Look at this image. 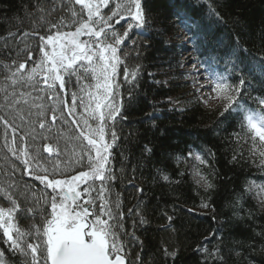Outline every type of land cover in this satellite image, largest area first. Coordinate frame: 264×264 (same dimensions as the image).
<instances>
[{
	"label": "trees",
	"instance_id": "16d2710c",
	"mask_svg": "<svg viewBox=\"0 0 264 264\" xmlns=\"http://www.w3.org/2000/svg\"><path fill=\"white\" fill-rule=\"evenodd\" d=\"M143 3L149 23L142 30L144 34L133 29L121 53L122 57L124 52L129 53L126 63L130 69L136 65L141 69L132 91L134 99H128L131 86H121L119 103L123 104V114L115 122L118 140L111 160L116 178L105 195L115 217L109 220L113 231L118 235L130 234L121 237L126 243L123 253L126 264H264V203H260L253 186L264 190V166L258 155L264 146L257 141L254 159L247 128L241 130L244 115L262 114L264 110V105L259 104V99L264 98L261 67L264 0H143ZM71 9L79 12L80 6L74 0H0V115L7 116L17 128L13 133L0 122V206H10L2 190H11L22 207H33L39 200L40 206L50 211L44 200L51 199V189H45L34 176L44 174L45 168L50 173L54 164L80 156L67 158L64 146H58L60 139L54 135L70 132L78 136L76 126L70 122L73 117L63 108L64 102L71 104L73 91L80 94L76 78L72 77L66 94L61 92L57 99L51 100L47 96H55L58 85L52 93L45 90L37 95L33 88L22 85L13 88L11 81L5 79L20 63H25L26 69L35 67L41 55L39 37L50 34L51 25L62 22L65 25L62 31L75 30L78 25L72 23ZM211 9L221 19L211 14ZM109 11L106 9L105 14ZM127 23L121 21L115 25L116 30L122 34ZM180 28L188 33L195 57L207 52L201 61H215L219 64L216 71L227 83L233 89L241 87L239 94L231 92L237 98L235 107L223 117L221 112L227 101L222 99L213 107L207 106L181 69L178 50L182 45L176 40ZM133 39L140 45L139 58L138 52L131 50ZM219 46L221 49L217 51ZM28 53H32V60L28 59ZM239 61H243L241 67L247 65L251 71L245 70L242 75L234 72L232 65ZM122 69L123 65L118 69L120 81ZM241 79L246 81L243 86ZM92 83L91 78L81 81L85 88ZM13 92L20 100L18 112L6 107L5 96ZM29 100H38L43 106L35 112L26 105ZM53 107L57 109L56 123L51 122ZM61 110L70 124L69 130L65 121L59 119ZM38 111L44 112L45 130L39 128ZM74 116L82 125L81 117L75 113ZM106 139L110 141V130ZM44 144L59 147L60 155L43 151ZM10 147H27L33 156L39 153V167L30 163L32 174H27L22 163L24 157L17 159ZM190 151L200 153L207 164L200 165L188 157ZM81 170L86 168L79 164L60 163L59 167L64 175H75ZM196 172L214 187L206 191L203 181L197 184ZM64 175L55 178L62 179ZM164 175L170 179L165 181ZM130 181L136 187L130 186ZM90 187L99 188L100 184L97 181ZM137 187L143 192H137ZM95 197L96 192L92 191L84 198ZM205 202L208 207L202 206ZM100 203L95 200L90 204L92 212L109 219L101 214ZM129 209H134L132 215L128 214ZM119 213L124 214L122 220ZM34 222L31 215L17 219L22 229ZM133 233L135 239H131ZM6 239L0 230V251H6V264H22L23 258L10 252ZM171 253H176L175 257Z\"/></svg>",
	"mask_w": 264,
	"mask_h": 264
},
{
	"label": "snow or ice",
	"instance_id": "6c2138e0",
	"mask_svg": "<svg viewBox=\"0 0 264 264\" xmlns=\"http://www.w3.org/2000/svg\"><path fill=\"white\" fill-rule=\"evenodd\" d=\"M75 5L80 6L79 12L71 9L72 23L78 25L74 31H62L65 25H51L50 34L40 36V57L35 67L29 71L25 63H20L16 71L10 76L5 77L11 81V86L15 88L21 82L31 83L34 91L39 95L40 91L52 93L59 90L56 95H48V99H57L61 92L67 93V88L72 82V77H76V84L79 86V95L76 91L71 93V104L64 102L63 108L67 109L70 121L76 126L78 131L77 140L83 145L80 149L78 159H70L67 162L60 161L53 165L52 171L44 169V174H36L34 179L45 185V189H51V199H45L44 205H50V211L47 207L40 206L37 200L33 207H22L14 199L15 192L11 190H2V195L9 202V207L0 206V230L3 237H6V243L9 244V250L12 254L23 258L22 264H126L124 253L126 243L121 237H129L130 234L124 232L120 235L113 231L110 219H115L110 202L105 198L106 193L111 190V182L115 176L111 170L112 150L117 143L118 137L115 131V122L122 116L123 104L117 103V97L120 95L122 84L130 85L129 101L134 99L132 91L137 85L140 65L135 68H129L126 61L128 52L121 53L127 41L131 39L130 33L133 29L141 31L149 23L147 12L143 0H74ZM114 4V7L112 5ZM110 9V14H105V10ZM211 14L219 20L221 17L214 9ZM127 20V27L121 34L115 28V25L121 24V21ZM182 22V21H181ZM55 31H52V30ZM191 31V29H189ZM13 35L12 33L8 34ZM27 35V34H25ZM86 37V39H81ZM238 39V38H237ZM140 45L136 40L131 41V50L138 52ZM246 51V49L241 50ZM139 58V52L138 57ZM28 59L32 60V53H28ZM15 63V62H13ZM243 61L234 62L232 65L234 72H240L241 75L248 69L247 65L241 67ZM123 65V81L118 79L120 73L118 69ZM264 70V60L261 62ZM207 71V68L205 69ZM42 74L43 88L40 87L41 79H37ZM95 81L89 84L87 88L81 85L82 80L88 78ZM213 92L219 96L221 91L224 93L223 99L227 101L224 105L225 113L230 112L235 107L236 96L231 95L232 91L239 94L241 87L233 89L226 81V78L219 74L209 73ZM246 83L244 79L240 80V85ZM219 90V91H218ZM23 95V93H21ZM122 99V98H121ZM6 107L13 111H20L19 97L13 92L5 96ZM259 104L264 105V98L259 99ZM40 109L41 105H36ZM78 109H83L81 119L75 118L74 113ZM53 115L51 122L56 123L58 117L55 115L57 109H51ZM31 115V112L29 113ZM239 114V113H238ZM40 130H45L47 124L44 118V112H37ZM13 122L15 117L12 118ZM23 121L24 117L21 115ZM59 119L68 121L63 116ZM92 121V123H90ZM112 121V124L108 122ZM0 122L10 127L15 133L17 128L10 123L5 115H0ZM247 128L246 135L250 136L252 142L253 158L257 155V141L264 146V110L258 117L255 114L244 115L241 121V130ZM110 130V141L106 135ZM239 138V134H237ZM24 138L22 137L21 140ZM15 143V137L13 138ZM86 141V145L83 144ZM13 156L17 159L24 157L22 163L25 165L24 171L31 175L30 163H37L39 167V153L33 156L27 147L12 149ZM145 150L151 152V149L145 146ZM43 151L52 155L54 152L60 155V149L55 150L50 144L43 145ZM258 155L262 157L260 163L264 166V151H259ZM188 157L198 161L200 165L207 164V161L200 153L189 152ZM86 158V162H85ZM186 159V158H185ZM237 156H233V161ZM60 163L79 164L86 170L77 171L75 175H64L59 171ZM159 171V169H158ZM135 172V169H133ZM58 175H64V178H55ZM199 176V172L194 173ZM165 181L170 178L163 176ZM99 182V188H91L90 184ZM203 181L205 190L214 187L205 177L199 176L197 184ZM130 186L136 187L132 181ZM81 186L83 188L81 189ZM92 191L96 192L93 200L84 199ZM137 192L142 193L143 189L137 187ZM83 200V203L80 201ZM99 200L100 212L107 215L109 219H102L90 210L89 205ZM208 207V203H203ZM119 205L117 204V208ZM138 208V206H137ZM134 209H129L128 214L132 215ZM137 214H139L137 212ZM31 215L35 221L27 229H22L17 223L18 217L27 218ZM121 220L123 213H119ZM39 217V219H37ZM171 220V217H168ZM141 218V223H143ZM135 227V225H134ZM215 234V233H214ZM213 234V235H214ZM131 239H135L134 233ZM207 239V238H206ZM29 240L36 241L35 243ZM219 249H217V254ZM167 255V252H166ZM175 257L176 253H171ZM6 251H0V264H6L4 257ZM140 260V257H137Z\"/></svg>",
	"mask_w": 264,
	"mask_h": 264
},
{
	"label": "rangeland",
	"instance_id": "374dc122",
	"mask_svg": "<svg viewBox=\"0 0 264 264\" xmlns=\"http://www.w3.org/2000/svg\"><path fill=\"white\" fill-rule=\"evenodd\" d=\"M107 14H110V11L107 12ZM176 40L182 45L181 48L178 50L179 59L181 61V69L184 71L183 73H185L184 75L187 77V79L191 83L192 87L196 88L198 95L202 99H204L207 106L213 107L214 105L219 104L221 102V100L223 99L222 98L223 97L222 91H221V94L218 96L216 92H213L212 86L202 87L204 85H212L213 84L212 80L209 77V73L216 74L215 71L208 69L207 67H204L201 63L196 62V57L190 51L191 50V47H190L191 43H190L189 35L187 34V32L185 30L180 28L177 31V39ZM206 68H207V71L205 70ZM28 70L30 71L31 69H28ZM41 77H42V74H41V76H38L37 79H41ZM73 77H75V76H73ZM89 78H88V80H89ZM84 82H85V80H84ZM94 83H95V81H93L92 84H94ZM20 85L23 86L22 88H28V87L32 88L30 82L27 84H25L24 82H21ZM40 87L41 88L44 87L43 83H42V79H41ZM120 92H121V88H120ZM120 99H121V94L118 95V97H117V103H119ZM26 105L29 107L32 106V109L35 112L37 111L36 105L43 106L42 103L39 102L38 100L26 101ZM82 112H83V109H82ZM90 123H92V121H90ZM65 125H67L66 129L68 127H70L69 126L70 124H68V123H65ZM68 130H69V128H68ZM61 133H63V132H61ZM61 133H60V135H56V134H54V135L56 136L57 139H60L58 146H64L65 152H66L65 153L66 157L69 158L72 155L76 156V155L81 154L80 149L83 145L80 143L79 140L76 139L77 135H73L70 132L66 133L64 135H62ZM31 134H32V136H36V133L33 131H31ZM53 149L55 150L56 148H53ZM253 186L255 188V193L257 194V196H259L258 198L260 200V203L263 205V203H264V190H260L255 184H253Z\"/></svg>",
	"mask_w": 264,
	"mask_h": 264
},
{
	"label": "bare ground",
	"instance_id": "6f19581e",
	"mask_svg": "<svg viewBox=\"0 0 264 264\" xmlns=\"http://www.w3.org/2000/svg\"><path fill=\"white\" fill-rule=\"evenodd\" d=\"M221 49V46H219L216 50L219 51ZM207 52L204 51V53H202V55H198L196 57V62L200 63L201 62V59L205 58L207 55H206Z\"/></svg>",
	"mask_w": 264,
	"mask_h": 264
}]
</instances>
